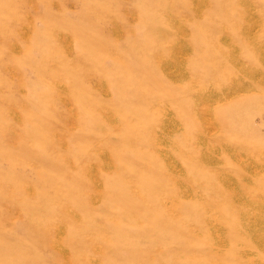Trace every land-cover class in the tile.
I'll use <instances>...</instances> for the list:
<instances>
[{
	"label": "rangeland",
	"instance_id": "1",
	"mask_svg": "<svg viewBox=\"0 0 264 264\" xmlns=\"http://www.w3.org/2000/svg\"><path fill=\"white\" fill-rule=\"evenodd\" d=\"M90 263L264 264V0H0V264Z\"/></svg>",
	"mask_w": 264,
	"mask_h": 264
},
{
	"label": "bare ground",
	"instance_id": "2",
	"mask_svg": "<svg viewBox=\"0 0 264 264\" xmlns=\"http://www.w3.org/2000/svg\"><path fill=\"white\" fill-rule=\"evenodd\" d=\"M168 16V15H167ZM244 16V15H243ZM256 23L254 22H248L247 24H246V27H245V34H246V38L247 39H249V40H251L252 39V37L254 36V32H255V26L257 25H255ZM257 29V28H256ZM254 30V31H253ZM254 33V34H253ZM257 35V34H256ZM255 35V36H256ZM69 38H67V40H68ZM242 39V38H241ZM60 40V39H59ZM66 40V41H67ZM72 40V39H71ZM61 41V40H60ZM65 41V42H66ZM64 42V39H63V43H65ZM247 42V41H246ZM249 42V41H248ZM260 43V42H259ZM259 43H257V44H255V47L258 49V50H261V47L262 46H260L259 47ZM65 44H67V42L65 43ZM169 44V43H168ZM248 45H249V43H247ZM261 44H263L262 42H261ZM71 45V44H70ZM67 46H65V48H66ZM250 48V47H249ZM70 49V48H69ZM72 51V50H71ZM254 51V50H253ZM248 52V51H247ZM177 53V52H176ZM155 54V53H154ZM257 56V55H256ZM260 56V55H259ZM239 57H241V56H239ZM238 57V58H239ZM243 61V60H242ZM245 65H246V62H245ZM252 65V64H251ZM223 66V65H222ZM63 69V68H62ZM70 69V68H69ZM66 70V69H65ZM235 70V69H234ZM247 72V74L249 75V76H251V79H252V77H254L256 74H260L259 73V71H246ZM176 73L172 70V68L171 69H169V75H170V77H172V78H176V79H179L180 77H181V73H178L177 75H175ZM93 78V77H92ZM92 78H89V79H92ZM169 79V78H168ZM171 79V78H170ZM246 80V79H245ZM93 81V80H92ZM231 81V80H230ZM251 84H253L251 81H246V82H239V83H233V84H231V85H229V87L230 88H228V89H230L229 90V92H231L232 94H233V96H238V95H240V94H249V86L251 85ZM156 85H158V84H156ZM158 87V86H157ZM196 89V88H195ZM221 93V92H220ZM69 94V93H68ZM215 94L213 93V96H214ZM217 95H218V92H217ZM224 95L226 96V93H224ZM223 95V96H224ZM220 96H222V95H220ZM222 96V97H223ZM225 96L223 97L224 99H225ZM215 97H217V96H215ZM219 97V96H218ZM222 97H220L221 99H222ZM68 98V97H67ZM70 98V97H69ZM219 99V98H218ZM220 100V99H219ZM227 100H228V98H227ZM158 101V100H157ZM64 102V101H63ZM159 103V102H158ZM71 104V103H70ZM155 104V103H154ZM67 105H68V103H67ZM160 105V104H159ZM156 106H158V104L156 105ZM73 108V107H72ZM194 108V107H193ZM74 112H75V110H74ZM75 114V113H74ZM74 116V115H73ZM162 122V121H161ZM114 129H116L117 130V128H114ZM159 129V128H158ZM137 130V129H136ZM154 131H155V129H154ZM138 132V131H137ZM156 132V131H155ZM130 133V132H129ZM153 134V133H152ZM204 134V133H203ZM156 136H157V134H156ZM154 137V136H153ZM155 138V137H154ZM153 138V139H154ZM165 138V137H164ZM151 141V140H150ZM155 145V144H154ZM241 145V144H240ZM114 148H116V147H114ZM156 150V149H155ZM183 151V150H182ZM185 153V152H184ZM190 154V153H189ZM126 156V155H125ZM129 156V155H128ZM189 157H190V155H189ZM123 158V157H122ZM191 158V157H190ZM179 161V160H178ZM132 162V161H131ZM166 162V161H165ZM135 164V163H134ZM140 167V166H139ZM180 167V166H179ZM140 169V168H139ZM145 170V169H144ZM137 171V170H136ZM125 172H126V170H125ZM127 174V173H126ZM140 174V173H139ZM138 174V175H139ZM175 174V173H174ZM153 175H155V174H153ZM185 175H186V173H185ZM148 176V175H147ZM156 177H157V175H156ZM185 178V177H184ZM189 179V178H188ZM160 180V179H159ZM176 180H177V178H176ZM191 180V179H190ZM144 181V180H143ZM184 181H186V178H185V180ZM192 181V180H191ZM115 182H116V180H115ZM146 182V181H145ZM190 182V181H189ZM188 182V183H189ZM154 183V182H153ZM160 183V182H159ZM164 183H166V182H164ZM167 184V183H166ZM190 184V183H189ZM132 185H133V183H132ZM154 185V184H153ZM198 185H200V184H198ZM155 186V185H154ZM163 187H164V185H162ZM166 187V186H165ZM123 188V187H122ZM134 187H132V189H133ZM147 188V187H146ZM135 190V189H134ZM115 192V191H114ZM138 191L136 190V193H137ZM218 192V191H217ZM139 193V192H138ZM116 196V195H115ZM111 199H112V197H110ZM139 198H141V197H139ZM109 199V198H108ZM133 199V198H132ZM135 200V199H134ZM165 200V199H164ZM163 201V200H162ZM173 201V200H172ZM222 201V200H221ZM223 201H224V199H223ZM226 201V200H225ZM149 202H150V200H149ZM164 202V201H163ZM108 203V202H107ZM173 203V202H172ZM171 203V204H172ZM152 204V203H151ZM221 204V203H220ZM222 204H223V202H222ZM234 204V203H233ZM141 205H143V204H141ZM163 205V204H162ZM165 205V204H164ZM171 206V205H170ZM215 206V205H214ZM222 207H223V205H222ZM116 208V207H115ZM167 208H169V207H167ZM166 208V209H167ZM220 208V207H219ZM235 208V207H234ZM150 209V208H149ZM213 209H214V207H213ZM222 209V208H221ZM220 209V210H221ZM232 209V208H231ZM241 209V208H240ZM134 210V209H133ZM160 210V209H159ZM63 211H64V209H63ZM86 211V210H85ZM135 211V210H134ZM167 211V210H166ZM205 211V210H204ZM215 211V210H214ZM125 212V211H124ZM131 212V211H130ZM141 212H144V211H141ZM151 212V211H150ZM149 212V213H150ZM169 212V211H168ZM216 212V211H215ZM232 212V211H231ZM64 213H65V211H64ZM103 213V212H102ZM138 213V212H137ZM148 213V212H147ZM172 213V212H171ZM141 214V213H140ZM170 214V213H169ZM171 215V214H170ZM215 215H217V214H215ZM230 215V214H229ZM69 216H70V214H69ZM72 216V215H71ZM70 216V217H71ZM173 216V215H172ZM206 216V215H205ZM214 217V216H213ZM217 217H219L220 218V216H217ZM232 217V216H231ZM174 218H175V216H174ZM207 218V217H206ZM218 218V219H219ZM205 219V218H204ZM209 219V218H208ZM224 219V218H223ZM215 220H217V219H215ZM228 220V219H227ZM134 222V221H133ZM222 222V221H221ZM228 222V221H227ZM231 222V221H230ZM139 223H140V221H139ZM214 223V222H213ZM224 223H225V221H224ZM238 223V222H237ZM78 224V223H77ZM82 224V223H81ZM223 224V223H222ZM227 224V223H226ZM237 225V224H236ZM118 226H120V225H118ZM224 226V225H223ZM240 226V224L237 226V227H239ZM140 227V226H139ZM194 227H195V225H194ZM231 228H232V226H230ZM105 228V227H104ZM193 228V227H192ZM226 228V227H225ZM234 228V227H233ZM122 229V228H121ZM167 229H168V227H167ZM170 229V228H169ZM195 230H196V228H194ZM129 230V229H128ZM140 230V229H139ZM176 230V229H175ZM190 230V229H189ZM228 230V229H227ZM231 230V229H230ZM165 231V230H164ZM224 231V230H223ZM170 232V231H169ZM166 233H168V232H166ZM190 233H191V230H190ZM170 234V233H169ZM123 235V234H122ZM172 235V234H171ZM210 235V234H209ZM134 236V235H133ZM200 236V235H199ZM241 236V235H240ZM245 236V235H244ZM124 237V236H123ZM160 237V236H159ZM168 237V236H167ZM125 238V237H124ZM169 238V237H168ZM232 238V237H231ZM240 238H243V235H242V237H240ZM120 239V238H119ZM149 239V238H148ZM167 239V238H166ZM89 240V239H88ZM107 240V239H106ZM122 240V239H121ZM178 240H179V238H178ZM177 240V241H178ZM231 240V239H230ZM232 240H233V238H232ZM242 240V239H241ZM119 241V240H118ZM235 241V240H234ZM239 241H240V239H239ZM169 242V241H168ZM165 243V242H164ZM237 243V242H236ZM114 244V243H113ZM259 245V244H258ZM120 246V245H119ZM122 246V245H121ZM167 246V245H166ZM172 246V245H171ZM170 247V246H169ZM177 247H179V246H177ZM94 248H95V246H94ZM127 249V248H126ZM252 250V249H251ZM82 251H83V248H82ZM131 251V250H130ZM102 252V251H101ZM132 252V251H131ZM136 252V251H135ZM212 252V251H211ZM98 253V252H97ZM104 253V252H103ZM102 253V254H103ZM216 255V254H215ZM214 255V256H215ZM216 256H219V255H216ZM138 257V256H137ZM100 259V258H99ZM250 259V258H249ZM252 261V260H251ZM101 262V261H100ZM99 262V263H100ZM91 264V263H90ZM92 264H94V263H92ZM142 264V263H141Z\"/></svg>",
	"mask_w": 264,
	"mask_h": 264
}]
</instances>
